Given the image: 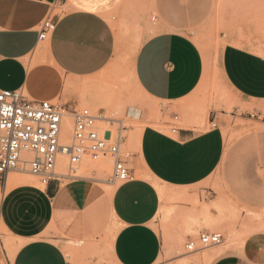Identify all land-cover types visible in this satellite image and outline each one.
Segmentation results:
<instances>
[{
  "label": "crops",
  "instance_id": "obj_1",
  "mask_svg": "<svg viewBox=\"0 0 264 264\" xmlns=\"http://www.w3.org/2000/svg\"><path fill=\"white\" fill-rule=\"evenodd\" d=\"M123 1L0 0V90H21L30 99L58 102L77 110L81 91L95 90L99 75L115 58L116 35L108 16ZM60 6L67 10L58 15L54 33L40 40L41 25ZM220 70L232 93L248 102H264V48L228 45L221 55ZM204 72L200 48L176 30L150 37L135 56L134 78L140 91L177 110L195 98ZM170 115L178 117L179 123L177 113ZM130 116L141 118V110L131 111ZM214 119L217 122L219 116L211 112L209 123ZM253 142L263 179L258 178L256 169L250 183L264 190V133L254 135ZM225 151L226 138L220 127L203 131L178 124L172 132L149 125L143 129L134 155L149 178H136V169H132L134 179L117 186L115 192L109 189L105 194L86 180H55L39 187L11 173L0 177V228L19 246L13 259L1 251L0 264H72L67 244L102 237L107 212L118 227L112 241L113 262L156 264L164 241L155 227L163 207L157 185L185 201L198 197V206H175L172 222L178 232L183 231L189 216L199 223L220 221L223 215L211 206L215 199L209 198L210 194L217 196L207 182L223 164ZM237 196L241 198L240 193ZM243 198L247 206L258 207L248 197ZM181 235L188 241L192 238ZM216 251L207 252L209 260L215 256L211 264H264V235L253 234L242 246L224 245ZM89 262L97 264V259Z\"/></svg>",
  "mask_w": 264,
  "mask_h": 264
},
{
  "label": "rangeland",
  "instance_id": "obj_2",
  "mask_svg": "<svg viewBox=\"0 0 264 264\" xmlns=\"http://www.w3.org/2000/svg\"><path fill=\"white\" fill-rule=\"evenodd\" d=\"M160 6L167 13V18L160 14ZM66 10V7L60 6L55 8L54 13L61 15ZM175 11L178 14H170ZM108 18L116 35L115 58L99 75L95 90L81 91L82 102L76 109L90 108L95 113L102 112L106 116H115L125 121L131 130L124 148L133 155L129 166L136 169L135 177L149 178L142 173L134 157L138 153L143 129L152 125L169 130L167 123L174 122L170 115L173 111L179 115V126H196L203 131L212 128L209 123L210 113L218 114V127L226 138L223 164L207 182L217 196L213 198L209 195L211 200L215 199L211 206L223 215L222 220L199 223L189 216L183 231L180 229L178 232L172 222L177 209L175 206L181 203L198 206V197L194 201H185L156 184L163 207L161 220L155 227L164 237L163 249L156 264H211L215 256L209 260L208 251L217 252L224 245L242 246L249 236L264 235V190L257 183H250L256 177L251 172L256 169L258 178L263 179L253 136L264 133V102H248L232 93L224 83L220 70L221 55L228 45L254 44L264 48V0H124ZM174 30L187 34L198 45L205 60L201 86L195 98L182 110L148 98L140 91L134 78L135 56L139 47L156 34ZM88 98L92 102H88ZM136 109L141 110L139 119L129 115ZM67 119L65 125L68 122L69 128L66 134H71L66 140L64 131L63 142H70L72 138V119ZM60 161L59 164L64 161V167L58 166V172L62 170L66 174V159ZM112 169L113 159L109 155L97 160L87 157L77 172L79 178H67L63 183L86 180L105 194L109 189L115 192L120 183L111 180ZM11 176H22L28 182L42 187L39 178L32 176L27 166H21ZM237 193L241 194V198ZM206 197L203 193V198ZM243 197H248L258 207L247 206L241 200H244ZM106 217L108 222L102 237L94 242L82 240L67 244L66 250L71 254L72 264H91L89 260L93 259H97V264H115L111 249L118 227L111 221L108 212ZM203 230L222 233L224 242L217 246L202 247L199 235ZM183 233L191 235L190 241L197 243L195 251H189L187 244L190 241L182 237ZM18 248L7 231L0 228V257L1 251H4L6 258L13 259Z\"/></svg>",
  "mask_w": 264,
  "mask_h": 264
},
{
  "label": "built area",
  "instance_id": "obj_3",
  "mask_svg": "<svg viewBox=\"0 0 264 264\" xmlns=\"http://www.w3.org/2000/svg\"><path fill=\"white\" fill-rule=\"evenodd\" d=\"M57 17L51 12L45 19L40 40H47L54 33ZM67 118L72 119L73 132L70 142H63L61 135ZM173 121L168 124L176 132L178 117ZM210 125L218 127L215 119ZM130 130L124 120L90 108L71 111L58 102L30 99L21 90H0V177L4 179L27 166L29 173L47 186L55 180L78 179L77 172L87 157L97 160L109 155L113 159L111 180L124 184L134 179L129 166L133 155L124 148ZM59 157L66 158V174L58 172ZM2 201L3 194L0 205ZM199 242L202 247L217 246L224 242V236L202 232ZM187 248L195 251L197 243L190 241Z\"/></svg>",
  "mask_w": 264,
  "mask_h": 264
},
{
  "label": "bare ground",
  "instance_id": "obj_4",
  "mask_svg": "<svg viewBox=\"0 0 264 264\" xmlns=\"http://www.w3.org/2000/svg\"><path fill=\"white\" fill-rule=\"evenodd\" d=\"M240 43V42H239ZM257 49V48H256ZM258 51V50H257ZM130 115V114H129ZM67 120H69V119H67ZM71 120H69V122H70ZM71 124V123H70ZM68 122H67V125H65L64 127H63V131H62V135H63V133H64V131H65V137H67L66 138V140L69 138V135L71 134V132L69 133V135H67L66 133H68ZM71 131H72V126H71ZM62 135H61V140H62ZM60 159H61V161L63 160V159H66L65 157H59V161H60ZM60 161V162H61ZM107 163V162H106ZM105 164V163H104ZM60 165H62V167H64V161H62V164L60 163L59 164V166ZM106 165V164H105ZM104 166V165H103ZM62 170H59V173H62L61 172Z\"/></svg>",
  "mask_w": 264,
  "mask_h": 264
}]
</instances>
